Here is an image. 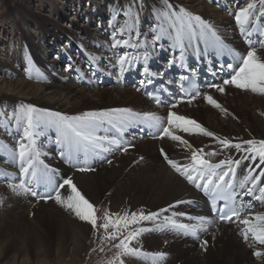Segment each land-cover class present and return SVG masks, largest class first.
Segmentation results:
<instances>
[{
    "label": "bare ground",
    "instance_id": "1",
    "mask_svg": "<svg viewBox=\"0 0 264 264\" xmlns=\"http://www.w3.org/2000/svg\"><path fill=\"white\" fill-rule=\"evenodd\" d=\"M43 1L37 0L36 6H33L31 0H20L15 6L6 8L4 16L10 19L11 24L7 31L0 32V120L10 118L21 103L69 116L86 111L130 108L137 113L154 112L166 118L170 105L167 108L154 106L144 97L142 89L137 91L138 82L143 78L140 74L142 62H137L135 66L126 65L128 70L119 78L118 68L113 67L119 54L127 52L131 56H143L148 52L151 71L164 73L162 79H176V74H182L184 70L167 66V61L179 53L170 47L171 41L166 37L155 46L110 47V14L115 8L126 6L129 0H51L46 7ZM246 2L172 0L177 8L183 6L211 23L226 43L242 54H246L249 43L240 33L231 13ZM159 4L160 0H143L138 9L141 41L145 37L151 40V28L157 23L153 9ZM44 8L48 13H44ZM259 10L258 4L254 19L258 21L260 35L254 33L250 39L258 53L264 56V48L255 43L257 39H264V18L259 17ZM13 11L16 13L13 14ZM117 20L122 22L123 16L118 15ZM147 23L149 26L145 27ZM116 26L119 27V23ZM122 38H127V35ZM63 40H66L67 46H62ZM200 48L203 49V45ZM74 51L81 56L80 61L66 64ZM28 57L29 60L25 61L24 58ZM92 57L97 59L93 61ZM223 61L230 62L229 58L217 57L214 53L199 57L190 53L186 57L190 71ZM22 65H25L24 70ZM69 65L72 67L69 68ZM203 92L212 94L228 110V114L212 108L202 98L191 104L183 101L173 110L197 120L221 138L234 142L264 139V96L234 86H226L224 93L208 88H203ZM10 129L8 132L0 128V142L14 150L23 127L21 125L17 134L13 119ZM136 133L135 127L124 135V141L131 145L127 151L107 153L103 160L94 158L89 165L93 171L81 172L77 169L85 165L65 163L55 144L54 128L44 130V135L37 138V147L42 153L41 159L59 170L57 180L71 177L79 190L100 210L98 217L102 216L105 208L113 213L141 208L151 212L175 204L174 208L162 214L161 219L163 215L183 212L187 215L177 217L181 223L194 224L196 221L192 218L197 216L213 220L205 201L160 154L163 148L169 158L188 163L190 151L167 138L139 139ZM100 134L106 132L102 129ZM177 134L195 148H204L205 152L215 150L218 154L208 157L213 163L228 157L240 158L234 148L221 151V145L211 137ZM8 161L5 149L0 152V171L15 173L10 179L18 182V163L12 165ZM257 164L258 160H245L238 167L233 165L238 183L247 174L249 165ZM259 174V170L253 173ZM9 182L8 178L0 176V264H52L54 259V264H80L84 257L98 252L100 243L94 240L103 230L94 234L90 224L80 221L54 200L37 201L30 195L13 193L7 186ZM62 194L66 196L68 193L64 191ZM255 195H260L258 189ZM248 197L257 204L248 209L241 219L249 213L264 212V201ZM176 201L185 203L176 204ZM143 226L152 227V222H144ZM202 241H207L206 249L201 246ZM139 246L147 252L167 253L162 264H264V258L252 255L253 249L239 234L236 220L229 225L214 222L207 231L198 232L196 237L177 231L144 233ZM90 247L94 249L90 250ZM260 250L264 251V247ZM125 264H150V261L126 257Z\"/></svg>",
    "mask_w": 264,
    "mask_h": 264
},
{
    "label": "snow or ice",
    "instance_id": "2",
    "mask_svg": "<svg viewBox=\"0 0 264 264\" xmlns=\"http://www.w3.org/2000/svg\"><path fill=\"white\" fill-rule=\"evenodd\" d=\"M142 4L143 0H129L126 6L112 11L108 21L109 27L112 28L111 48L155 46L166 37L171 41L170 47L178 50L179 53L167 61L168 67L187 69L186 57L190 53L198 57L214 53L217 57L229 58L230 62L220 67V71L224 73L222 83L208 82L206 85L208 89L224 93L226 86H234L236 89L264 96V56L258 53L257 47L250 39L254 33L260 35L257 28L258 21L254 17L257 16L256 10L259 4V17L264 18V0H247L244 6H238L231 13L239 26L240 33L249 43L246 54L230 47L211 23L183 6L177 8L172 0H160V4L153 9L157 23L151 28V40L145 37L141 41L138 9ZM118 15L123 16L122 22L117 20ZM117 23L119 27L116 26ZM133 32L136 33L135 36L132 35ZM125 35L127 38H122ZM255 43L264 48V39H257ZM200 45H203V49ZM149 55L148 52H145L143 56H131L127 52L119 54L115 58L116 64L113 65L114 68H118V78L128 70L126 65L135 66L137 62H142L140 74L143 78L138 82L137 91L153 84L154 80L162 77L164 73L151 71ZM96 59L92 57L93 61ZM213 75L215 76V73ZM29 78L32 77L29 76ZM179 79L182 95L169 106L166 118L154 112L137 113L130 108L86 111L69 116L48 109H40L32 104L21 103L10 118L0 120V128L8 132L11 131L10 123L13 119L16 122L17 134L21 125L23 127L22 135L15 142L14 150L0 142V152L7 149L8 162L12 165L18 163V182H12L10 179L16 175L15 173L0 171V176L9 179L7 186L13 193L30 195L37 201L54 200L80 221L90 224L94 234L103 230L100 240L115 249L114 255L107 260V264H125L126 257L150 261V264H162L167 253L147 252L139 246L144 233L177 231L196 237L198 232L207 231L208 226L215 221L205 216H197L192 218L196 221L194 224L181 223L177 217L187 215L183 212H173L171 216L163 215L161 219L162 214L174 208L175 204L151 212H145L141 208L137 211L123 210L113 213L105 208L102 216L98 217L97 212L100 210L79 190L71 177L57 180L59 170L41 159L42 153L37 147V138L44 135V130L54 128L55 144L59 149V156L65 163L75 162V164L85 165L77 169L81 172L93 171L94 169L89 165L94 158L103 160L107 153L116 150L127 151L131 145L124 141V135L130 128L143 126L140 130L143 131L146 127L153 132L154 138L161 140L167 138L190 151L188 163L169 158L163 148L160 149V154L175 173L202 190L208 198L211 212L218 216L219 221L231 223L235 218L238 221L239 234L253 249L252 255L264 258V251L260 250V247H264V212L249 213L241 219V214L246 211V208L242 203L237 204V194L245 188L244 195L264 201V139L251 138L234 142L229 138L216 136L197 120L178 114L173 109L183 102L185 97L188 104L197 98H202L212 108L228 114V110L222 107L209 92H202L192 85L185 87L184 82H188L189 77L181 76ZM167 83L172 84L173 81ZM160 88L161 92L167 91L164 83H161ZM146 95L154 99L157 104L163 103L160 97L152 92H147ZM102 129L106 134H100ZM178 132L211 137L221 145V151L234 148L240 154V158L228 157L213 163L208 157L217 155L215 150L205 152L204 148H195L182 135L177 134ZM44 155L47 154L44 153ZM245 160H258L259 164L249 165L247 174L239 180L237 186L234 182L237 171L233 165L238 167ZM108 163L110 164L111 161L109 160ZM222 166H227L226 170ZM258 170L260 174L253 175ZM249 184L251 187H248ZM257 189L260 193L258 196L255 195ZM64 191L68 193L66 196L62 194ZM218 201L222 203L218 204ZM182 203L185 202L176 201V204ZM144 222H152V227L143 226ZM201 246L206 249L207 241H202ZM99 250L105 251L104 247H100Z\"/></svg>",
    "mask_w": 264,
    "mask_h": 264
},
{
    "label": "rangeland",
    "instance_id": "3",
    "mask_svg": "<svg viewBox=\"0 0 264 264\" xmlns=\"http://www.w3.org/2000/svg\"><path fill=\"white\" fill-rule=\"evenodd\" d=\"M54 2H57V0H53ZM232 1V0H230ZM236 1V0H235ZM33 6L37 4V0H31ZM45 2V3H44ZM48 2H51V0H44L43 1V4L44 6L46 7L47 6V3ZM20 3V0H0V32L3 33L4 30L7 31V28L10 27L9 25L11 24L10 22V19L8 17L5 18V11L7 10L6 8H9V7H13L15 6L16 4ZM14 12V11H13ZM16 12H14L13 14H15ZM44 13H48L47 12V8H44ZM67 16L69 17V12L67 13ZM120 20V19H118ZM149 24L147 23L145 25V27H148ZM24 27V26H23ZM96 27V26H95ZM9 29V28H8ZM5 32V31H4ZM9 42V40H8ZM62 46H67V43H66V40H63V42L61 43ZM25 56V55H24ZM23 57V56H22ZM79 59H81V56L79 54H76V52H72V55L65 61L66 64H69V62H71V64H73L74 62H78L80 61ZM25 61H28L29 60V57L27 59L24 58ZM77 60V61H76ZM25 63V62H24ZM25 65H22L21 68L22 70H24V67ZM98 82V80H96ZM99 111V110H97ZM1 212V211H0ZM100 235H103V231H101L99 234H97V236L95 237V243H100V245H98V252H97L95 255H91L90 257H84L81 261L80 264H107V260L110 259L114 253H115V249L114 248H111L110 245L106 244L105 242L101 241L100 240ZM100 247H104L105 251L104 252H101L99 249ZM93 247H90V250H92ZM96 248V247H95ZM94 249V248H93ZM89 256V255H88ZM55 260H53V263H55Z\"/></svg>",
    "mask_w": 264,
    "mask_h": 264
}]
</instances>
